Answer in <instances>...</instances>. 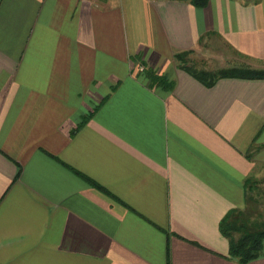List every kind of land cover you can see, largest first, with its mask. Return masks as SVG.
I'll return each mask as SVG.
<instances>
[{
    "label": "crops",
    "instance_id": "crops-1",
    "mask_svg": "<svg viewBox=\"0 0 264 264\" xmlns=\"http://www.w3.org/2000/svg\"><path fill=\"white\" fill-rule=\"evenodd\" d=\"M183 51L264 69V0H0V264H241L264 78Z\"/></svg>",
    "mask_w": 264,
    "mask_h": 264
},
{
    "label": "trees",
    "instance_id": "trees-1",
    "mask_svg": "<svg viewBox=\"0 0 264 264\" xmlns=\"http://www.w3.org/2000/svg\"><path fill=\"white\" fill-rule=\"evenodd\" d=\"M196 6L203 7L209 0H185ZM191 51H183L176 54L180 66L192 76L202 81L206 86H213L218 80L226 77L237 78H264V69H255L249 65L224 68L218 72L199 70L187 63V56ZM261 180L248 178L246 181L247 205L244 209H232L223 217L220 223L222 234L229 241V256L241 264L249 263L260 257H264V220L256 219L253 209L247 207L253 200V192Z\"/></svg>",
    "mask_w": 264,
    "mask_h": 264
},
{
    "label": "rangeland",
    "instance_id": "rangeland-1",
    "mask_svg": "<svg viewBox=\"0 0 264 264\" xmlns=\"http://www.w3.org/2000/svg\"><path fill=\"white\" fill-rule=\"evenodd\" d=\"M210 53L212 52V54H216L217 56H221V52H219L218 49L211 47V49H209ZM187 63H189L191 66H193L196 69L199 70H205V71H210L213 72L214 70L212 69V62L211 61H203L200 59V57H192L191 54H189L187 56ZM215 60V59H214ZM223 60V59H222ZM243 59L241 58L240 61H242ZM215 63H213V66L215 67V72H218L220 67H221V60H215L213 61ZM245 61H242V63H244ZM245 64V63H244ZM218 67V68H217ZM218 69V70H217ZM263 177H257V180H261ZM247 207H250L251 209H253V213H255L254 215L256 216V219L258 218L259 220H264V184L263 183H259L257 186V189H255V191L253 192V200H251L249 202V205Z\"/></svg>",
    "mask_w": 264,
    "mask_h": 264
}]
</instances>
